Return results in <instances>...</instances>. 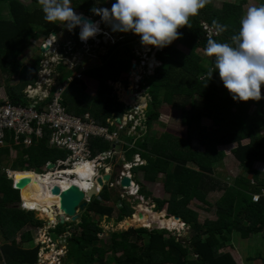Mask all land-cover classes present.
I'll list each match as a JSON object with an SVG mask.
<instances>
[{"label":"trees","instance_id":"trees-1","mask_svg":"<svg viewBox=\"0 0 264 264\" xmlns=\"http://www.w3.org/2000/svg\"><path fill=\"white\" fill-rule=\"evenodd\" d=\"M71 2L74 10L86 14L93 5V0ZM244 3L245 0H224L219 6L206 3L197 15L190 17L188 27L178 28L180 35L176 40L156 51L159 64L152 74L143 76L141 83L148 100L141 118L143 128L138 127L136 135L128 134L125 127L117 130V144L97 136L89 140L91 157L98 152L120 148L117 158L116 153H111L102 161L110 164L113 172L121 167L123 161H131L137 154L143 163L131 168L133 180V174L139 170L147 182H158V176H163L169 197L167 201L152 198V209L161 212L166 206L167 214L177 216L188 227L189 236L181 238L169 234L165 229L129 227L111 232L108 241L101 243L98 234L102 232L99 221L103 216L110 221L117 210L113 220L118 223L134 215L129 202L114 189L110 191L102 187L80 212L78 223L58 222L54 228L47 230L53 239L67 234L66 259L70 257L76 264H105L106 259L107 264H240L232 252L221 250L232 243L233 232L238 233L241 239L264 232V196L260 195L255 202L252 200V194L264 190V173L254 167L258 161L264 163V134L255 131L264 124L261 110L263 101H233L215 72L211 79H207L206 72L213 58L203 51L208 38L222 42L229 40L238 29V21L244 14ZM4 10L7 16L2 14ZM213 20L226 25V29L208 37L201 23L212 27ZM60 29L61 25L58 26L57 22L44 20L39 0H30L29 4L21 0H0V77L9 74L17 79L15 84L7 86L6 102L27 104L22 89L27 84H34L42 54L39 46H36L38 53L28 64H23L21 56L25 50L34 49L31 42L35 39L43 41L41 33L46 36L52 31L58 33ZM77 33V28L71 30L75 40ZM126 40L111 45L101 58V65L89 67L83 72L87 78L97 81L93 98L98 108H93V102H89L84 82L72 76L61 93L62 105L68 113L78 117L89 113L97 123L105 125L108 116L112 113L118 115L124 109V104L117 100L107 81L118 80L133 61L132 47ZM177 44L183 46L186 52L179 49ZM80 52L85 54L84 50ZM60 68H71L52 63L54 75L62 83L70 75L64 72L60 76ZM54 89L51 88L50 92ZM122 91L124 94L126 89L122 88ZM163 103L182 106L180 121L186 128L184 138L173 142V137L168 133L155 137L141 132L148 130L158 119ZM251 105L254 111L249 112ZM203 118L210 119L212 125H203ZM243 140H247L246 143H242ZM6 142L8 145L0 149V155L7 156L9 146L17 155L8 166L11 170L37 169L36 173H40L46 162L65 159L69 155L66 150L49 147L46 135L41 139L33 138L32 144L27 147L15 144L9 137H6ZM194 142L202 147L201 151L194 149ZM229 144H235L231 153L243 172L235 176L232 183L218 177L214 170L224 157V152L219 151L217 146ZM21 175L29 179L31 174ZM138 191L144 200L149 199L150 193L142 186ZM215 191L222 193L210 205L205 202V197ZM111 192L114 196L112 199ZM30 196L29 186L23 187V205ZM192 199L213 207L215 219L200 221L197 210L191 206ZM109 200L115 205H106L105 202ZM19 201V192L13 188L12 180L0 173V264H39L41 244L31 247L25 244L33 243L34 233L45 221L36 218L32 210L17 208ZM47 213L43 210L44 215ZM256 264H264V257Z\"/></svg>","mask_w":264,"mask_h":264},{"label":"clouds","instance_id":"clouds-1","mask_svg":"<svg viewBox=\"0 0 264 264\" xmlns=\"http://www.w3.org/2000/svg\"><path fill=\"white\" fill-rule=\"evenodd\" d=\"M206 3H208V0H93V5L89 9V14H93L94 16H91L80 10L74 11L71 6V0H39L44 20L47 22H62L64 27L68 30L67 32L60 30V33L52 31L47 34L48 36L46 38L44 37L43 41L39 40V50L40 47H45L47 45L48 49L52 51V45L56 42L57 45L55 47H58L57 52L59 54L62 52L60 54L61 56L64 54L63 52L66 49V44H72L75 50L76 48L80 49L85 42L92 45L97 39L99 41L96 42V44L100 47H104L107 45V42H105L106 44L104 43L107 37L113 36V34L116 33L120 34L121 37L124 36L128 40L131 38L127 43L130 44L132 48L135 43L137 47L143 45L153 46L158 49L164 48L179 37L180 33L177 31L178 28L182 26L188 27L190 17L197 15L198 11L202 9ZM79 12L84 14L83 16L85 17L88 16L92 21L84 19ZM211 24L212 27L210 31L216 34L222 33L226 29V25L216 20H213ZM73 28H77L78 31L77 40L71 35V30ZM128 32L136 36L131 37ZM126 34H128L129 37L125 36ZM51 36L52 39H50ZM134 38L135 40H132ZM136 38L138 40H136ZM42 44H45V46H42ZM44 51H41V54H43ZM51 51L49 52L50 54L48 53L49 57L52 55ZM203 51L206 56L213 58L212 65L206 72L208 80L211 79L213 72H215L222 86L227 90L233 101L260 100V89L261 86L264 85V2L247 8L246 12L238 21V29L230 36L228 41L222 42L213 38H208ZM134 59L136 58L133 54V60ZM54 62L55 61H52V63ZM130 68L135 69L136 65L134 66L131 62L128 70L121 74H128ZM132 76L133 73L128 76V79L121 81L125 82V85H120V89H127V87L130 86L129 90L132 91V99H130L129 102H125L121 99L118 100L121 101V103L124 102V110H127L131 102H134L136 98V95H134V87L131 86L134 81ZM141 80L143 81V78ZM107 82L109 85L110 81ZM141 83H139L138 86L140 89H144L141 87ZM118 88L119 87H116L115 90H118ZM114 93L117 97V92L114 91ZM145 93L144 90L143 92L137 91V95H144ZM50 164L54 166V162ZM68 168L72 169L70 165L63 169L68 170ZM22 171L26 170L17 169L14 170V173ZM31 171L36 173L33 169H31ZM99 176L102 175L99 174ZM109 180L110 178L107 181ZM130 182L137 185L133 179H130ZM129 187L130 186L124 189L120 188L123 190H130L128 191L129 195H134L138 192L139 187L136 191L134 190L135 186ZM90 188L89 186V189ZM131 189L135 192L131 193ZM82 190L85 192L88 189ZM101 190H98V193ZM125 192L127 193V191ZM84 197L87 196L84 194ZM84 197L83 200L86 201ZM20 201H22L21 198ZM28 210L36 211L34 209ZM55 219L58 223V218ZM46 220L49 221L48 218H46ZM68 221H70L69 218L68 220H64V222ZM63 244L65 248L64 252L59 255L58 258L60 264H66L67 260L65 258L66 243L64 242ZM56 250L57 248H53L54 252Z\"/></svg>","mask_w":264,"mask_h":264},{"label":"built area","instance_id":"built-area-1","mask_svg":"<svg viewBox=\"0 0 264 264\" xmlns=\"http://www.w3.org/2000/svg\"><path fill=\"white\" fill-rule=\"evenodd\" d=\"M79 13L82 14L81 12ZM201 24L202 29L206 32V36L209 37L210 35L214 34L213 31H210L211 27L204 23ZM128 33L131 35V37L136 36L131 32ZM132 40H135V38ZM136 40L138 39L136 38ZM98 41V39L95 40L92 45H90L88 42H85L80 47V49L76 48L75 50L72 44H66V49L63 52L64 54L61 56L57 52L58 47L52 48V55L49 57L48 54H46L47 56L45 57V60H43V62L41 60L40 67L38 68L37 72V78L34 84H27L22 90V95L27 101V104L23 105L6 102L7 97L0 93V149L8 145L6 142V137L11 138L17 145L22 144L27 147L32 144L33 138L41 139L46 135L47 145L49 147L66 150L69 155L65 159H57L54 162V166L52 168H47V165L51 162H46L42 166V172L39 173L40 175L60 172L61 176L73 178L75 177V174L66 173L68 170L63 168L70 165L73 169L77 165L86 163L89 165L90 170L94 171L95 177L99 176V174L102 175L103 173L110 174V180L106 181V184L108 183V187H120L119 181L121 177L123 175H127L130 177V179H132L131 168L142 164V159L136 154L133 156L131 161H123L121 167L119 168L120 170L118 174H115L110 164L102 163V161L111 155V153H116L115 149L113 148L114 150L111 151L98 152L93 157H91L89 140L92 137L97 136L103 137L104 139L117 144V130L127 127L128 124L129 127L127 133L135 134L137 126L140 128L142 127V105L140 106L138 103H131L129 105V110H126L125 112L123 111L124 113L120 116L118 122L114 117H110L105 119L104 125L97 123L89 116V113H85L83 117H78L68 113L61 102V93L68 82L71 81L72 76L78 79H83V72L89 68L88 63L99 59V51L94 50V48L97 49L96 42ZM110 41L113 42L111 36L107 37L104 43H111ZM135 44L132 48V53L134 54L135 58L137 57L136 68H138V75L134 77V81L131 86L134 87V95H137V91L142 92V89H140L138 85L143 76L145 74H151L154 68L159 64V62L156 60L155 53L156 51L160 50V48L158 49L151 46L149 49H143L142 46L137 47ZM42 46H45V44H42ZM81 50H84L85 54L84 52L81 53ZM65 54H68V56H65ZM53 60L56 63H61L63 66L68 68L74 69L76 66L78 69H76L73 75L68 77L67 80L59 83L56 78H53ZM44 62L47 63L45 64ZM135 69L130 68V72H128V74L121 76V81L128 79V76H130ZM41 72L44 73L43 76L45 78L38 79L41 75ZM53 87L55 89L51 93L50 90ZM261 100L263 101L261 110L264 113V98ZM122 143L123 142L120 144ZM7 156H10L11 160L8 164L2 163L0 160V173L6 174L9 179L11 178L12 186L16 189L14 184L16 180L14 177H12V175L14 176L15 174L14 170H11L8 167L15 160L16 152L10 146ZM55 184L57 183L51 184L49 190ZM133 186L136 187V191L138 186L134 185L133 182H130L129 188ZM121 188L124 189L126 187ZM60 189L62 188L60 187ZM260 195L264 196L263 189L260 193L252 194V200L254 202L257 201ZM84 199L86 202L89 201V198L87 197H84ZM21 208L28 210L22 202ZM52 210L54 211L55 218L61 215L60 212H58L56 205L52 206ZM55 218L49 221L44 219L45 224L36 230V236L39 237L38 243L41 244L38 254L39 264H60V260L58 259L59 255L56 252H64L65 248L63 244L58 241V239L61 238L63 234L58 235L59 237L53 239L47 231L50 228H54L57 224V220ZM64 220H68V218L64 217ZM45 244H50L52 248H57V250L54 252L56 254L54 259L43 258L42 254L45 251V247H48L45 246Z\"/></svg>","mask_w":264,"mask_h":264},{"label":"rangeland","instance_id":"rangeland-1","mask_svg":"<svg viewBox=\"0 0 264 264\" xmlns=\"http://www.w3.org/2000/svg\"><path fill=\"white\" fill-rule=\"evenodd\" d=\"M23 3L25 4H29L30 0H21ZM221 1L224 0H208V4L213 3L215 6H219V4L221 3ZM232 1V0H229ZM261 3L260 0H245V3L243 5V10L244 13L246 12L247 8L250 6H254V5H259ZM71 6H72V2H71ZM75 11V10H74ZM4 16H7V11L4 10L2 13ZM91 16H94L93 14H89ZM57 25L60 26L61 25V31L63 30L64 32H67L68 30L64 27V24L62 22L56 21ZM60 33V32H59ZM44 33H41L40 36L43 37H47L48 35L44 36ZM62 35V34H60ZM59 36V35H58ZM129 37V36H128ZM131 38H129L130 40ZM128 40V41H129ZM53 41V40H52ZM122 41V40H120ZM127 41V40H126ZM125 41V42H126ZM127 41V42H128ZM32 45L34 46V49L32 48V50H25L22 54V56H24L22 59L23 64H28L29 60L32 59L33 56L37 55L38 53V49L36 46H39V40H34V42H31ZM134 44V43H133ZM56 42L53 43L52 48H54L56 46ZM98 46V45H97ZM36 47V49H35ZM79 47V46H78ZM105 47V46H104ZM104 47H100L98 46V49L94 48L95 51H99V59L95 60V61H91L88 63L89 67H93V66H97L100 65V56L104 55L107 52V48ZM177 47L179 49H181L182 51L186 52V49L181 46L180 44H177ZM51 50L48 49L46 51H44L43 53V57H42V62L43 60H45V57L47 56L46 54H48ZM42 53V52H41ZM50 54V53H49ZM54 61V60H53ZM45 64L47 62H44ZM56 63V62H54ZM62 69V70H61ZM78 69L76 66L74 67V69H65V68H60L58 69L59 75L62 76V73L65 72V74H69L71 77L73 75V73L75 72V70ZM55 74V72H54ZM53 74V75H54ZM44 73L41 72V75L39 76L38 79L41 78H45ZM86 76V75H85ZM121 76H123L121 74ZM133 76H137L135 74H133ZM88 76L84 77L83 79H80L81 81H83L85 84V93L87 94L88 98H89V102H93L92 107L97 109V101L93 98V96L91 95L92 91H95L96 89V80L95 79H89L87 78ZM53 78L57 77L54 75ZM87 79V80H86ZM65 80V79H63ZM95 80V81H94ZM17 82L16 76L14 75H2L0 77V92L4 94V96H6V89L8 85H13ZM144 89H142L143 92ZM145 91V90H144ZM261 99L264 98V85L261 86ZM119 92L121 94H123L122 88L119 90ZM260 99V100H261ZM182 106L180 105H173V106H169L166 103H163L160 108H159V117L156 121H154L148 128V130H141V132L144 134L146 133L147 135H153L155 137H158L160 134L162 133H168L170 134L175 142L176 140L182 139L185 137L186 134V128L184 125L181 124L180 121V113H181V108ZM127 110H129V108H127ZM254 111V106L251 105L249 108V112ZM264 119V116H263ZM202 124L206 125L208 127H210L212 125L211 120L210 119H202ZM143 128V126L141 127ZM258 134H264V124L257 128L255 130ZM247 140H243L242 143H246ZM171 143H168L167 145H170ZM235 144H230L227 145L226 147H222V146H217V149L222 150L226 156V159L224 162H218L217 165L215 166L214 170H215V174L218 175V177H220L221 179L226 180L229 183H232L233 179L235 176L240 175L242 172V168L240 167V165H238L235 160L233 159V157L230 154V150L234 147ZM192 146L194 147V149L201 151L202 147H200L196 142L192 143ZM119 150V151H117ZM116 150V158L118 157V155L120 154V148L118 147ZM17 156V155H16ZM1 158V162L2 163H6L8 164L9 161L11 160L10 156H5V155H0ZM119 161V160H116ZM115 161V162H116ZM119 166V165H118ZM254 167L256 169H260L261 171L264 173V163H262L261 161H258L254 164ZM119 168H116L114 170L115 174H118L119 172ZM35 172H38L37 169H34ZM262 173V174H263ZM134 182L137 184L138 187L142 186L146 191H148L150 193L149 199L144 200L143 197L139 194V191L136 192L134 195H129L128 191L130 190H123L121 189L119 186H114V187H108L107 184H105V186H103L104 189L110 190L112 191L114 189V191L122 198L125 199L127 202H129L130 206L132 207V209L134 210V214L138 212V205L143 206L145 209L154 212L153 205L151 204V200L152 198H158V199H163L164 201L168 200L169 194L167 193V190L165 189V185H164V181H163V176H158V182H155L156 184L153 183H149L147 181L144 180L143 178V173L139 170L138 172H136V174L134 175ZM136 189V187H134V190ZM127 191V193L125 192ZM135 192V191H134ZM221 192L219 195L217 196H212L211 201L209 202L207 198H205V202H208L210 205L214 204V202L220 197ZM111 199L114 197L112 192L110 193ZM215 199V200H214ZM106 205H115V203H113V201L109 200L108 202H105ZM117 204V203H116ZM191 206L194 207L197 210L198 213V218L200 221H204L205 219H214L215 215H214V208L207 205L204 202H199L196 201L195 199L191 200ZM34 207V206H33ZM165 207L163 208V210L161 212L166 213ZM28 208V207H27ZM43 210L44 208L41 207ZM45 211L47 210V207L45 208ZM49 213V211H48ZM118 211L115 210L114 213L112 214V218L110 221H107L105 216H103L101 218V220L99 221V225L102 228V232L98 234V239L101 240V243L103 241H108L109 237H110V233L111 232H115V231H120L123 230L127 227H146L148 224L144 223L142 221L141 218H134L132 217L131 220L127 219L128 217H126L124 220L115 223L114 222V218L116 217ZM155 213H159L156 212ZM91 215H94L93 213H90ZM47 215V214H46ZM35 216L42 220L46 219L43 213H40V216L38 214H35ZM47 217V216H46ZM135 221H140L135 222ZM160 227V226H159ZM148 228V227H146ZM159 229V228H158ZM160 229H165L168 232H170L169 234L172 235H176V236H180L181 238H185L189 236V229L188 227L184 226V224L182 223V225L176 226L175 228L172 229H167V228H163L160 227ZM67 235V234H66ZM165 236H167V233L165 234ZM34 240L33 243H29L28 245L25 244L26 247H31L36 245L39 242V237L36 236V233H34ZM59 237V236H58ZM64 237L65 234H63V236L61 238L58 239V241L60 243H64ZM42 238V237H41ZM232 243L230 245H226L224 246L221 250L222 251H229L232 252L233 255L235 256L236 259L239 260L240 264H254L255 261L256 262H261L262 257H264V232L262 233H258L255 234L251 237H249L248 239H241L238 235V233L233 232L232 234V239H231ZM229 244V243H227ZM64 245V244H63ZM45 251L43 253V257H49V258H53L55 257V255L52 254V246L50 244H45ZM51 256V257H50ZM259 257V258H258ZM255 258V259H254ZM250 259V260H249ZM105 264L108 263V260H104Z\"/></svg>","mask_w":264,"mask_h":264},{"label":"bare ground","instance_id":"bare-ground-1","mask_svg":"<svg viewBox=\"0 0 264 264\" xmlns=\"http://www.w3.org/2000/svg\"><path fill=\"white\" fill-rule=\"evenodd\" d=\"M88 16H86L87 18ZM89 20V17L87 18ZM98 22V21H96ZM52 39V36L50 37ZM49 45V44H48ZM151 46H143V49H149ZM48 47L45 49L47 50ZM137 59V57H136ZM136 59L132 61V64L136 65ZM136 70V69H135ZM133 71V74L138 75L137 71ZM134 78V76H132ZM130 86L127 87L123 98L121 100H124L125 102H129L130 99H132V91L129 90ZM29 173L30 178L26 186H29V193L31 194L29 200L27 203L24 204V206L27 209H34L39 214L43 213V209L41 207L45 208L47 207L46 211L47 215L45 214V217L49 220H53L54 218V211L52 210V206L56 205L58 206L59 203V196L54 195L50 192L49 187L51 184L57 183L62 189L67 188L71 184H76L81 189H89V186L94 188L98 191L101 190L102 185L104 186L106 184V181L108 179H105L103 176L95 177V173L92 172L89 168V165L86 163L77 165L72 170L71 168H68V171L66 173H74L75 177L69 178L67 176H61L60 172H54V173H48V174H36L33 171H22V172H16L14 174L15 180H18L22 177L21 174ZM134 190L131 189V193H133ZM21 200H22V189H21ZM22 202V201H21ZM34 206V207H33ZM166 214L164 212H151L147 209H145L143 206L138 205V213L134 214V218H141L144 223H147L149 226L150 223H157L158 226L172 229L176 226L182 225V222L180 220H176L173 217H165ZM127 219H130L128 217ZM53 255H56L54 251H51ZM58 255H61L62 252H56ZM43 256V254H42ZM44 259H51L49 257H43Z\"/></svg>","mask_w":264,"mask_h":264},{"label":"water","instance_id":"water-1","mask_svg":"<svg viewBox=\"0 0 264 264\" xmlns=\"http://www.w3.org/2000/svg\"><path fill=\"white\" fill-rule=\"evenodd\" d=\"M83 17H84V19L87 20V18L85 16H83ZM89 20H91V19H89ZM47 47H48L47 45L45 47H40V50L44 51ZM132 68H133V66H132ZM141 82H142V80L140 81V83ZM147 97H148L147 93H145L144 95H139L140 103H142L144 108H146V106H147V102H146ZM51 167H53V164L47 165V168H51ZM102 176L105 179L110 178V175L107 173L102 174ZM28 181H29L28 178L21 177L14 182L16 189L19 191V194H21V189L27 185ZM119 184H120V187L130 186V177H128L127 175H123L119 181ZM50 191L52 194L59 196V203L57 206V210L62 215H59L57 218H58V221L60 223H64V217L63 216L68 217L70 221H75L76 223H78L79 218H80V212L84 211L86 204H87V202L83 200L84 194L88 198H91L92 196H96L98 194V191L94 188V186H92L90 189H88L84 192L76 184H71L67 188L62 189V190H60V187L58 185H54L50 189ZM20 202L21 201H19L16 204L17 208H20ZM34 213L38 214L37 211H35ZM165 214H166L165 217H173L176 220H180L177 216H171L167 213H165ZM36 218H38V216ZM147 227L149 229L159 228L158 224L154 223V222L150 223V225ZM66 264H75V261L72 258L68 257L66 260Z\"/></svg>","mask_w":264,"mask_h":264},{"label":"crops","instance_id":"crops-1","mask_svg":"<svg viewBox=\"0 0 264 264\" xmlns=\"http://www.w3.org/2000/svg\"><path fill=\"white\" fill-rule=\"evenodd\" d=\"M227 1H229V0H227ZM232 1H235V0H232ZM111 38L113 39V42H111V43H108L107 44V46L105 45V47L104 48H107V52L109 51V47L111 46V45H113L114 43H117V41H120V40H122L121 42H123L124 40H125V37L123 36V37H121V35L120 34H113V36H111ZM106 52V53H107ZM98 55H99V53H98ZM101 58H104V55H102V56H100V62L102 61L101 60ZM100 65H101V63H100ZM97 66H99V65H97ZM94 67V66H93ZM86 77V76H85ZM89 79H92V78H89ZM87 80V79H86ZM95 81V80H94ZM97 82V81H96ZM85 84V83H84ZM126 83L125 82H121V75L118 77V80H116V81H110L109 82V85L112 87V92H114V91H116L117 92V94H118V98H117V100H120L121 98H123V95L124 94H121L118 90H120V85H125ZM96 86V88H97V84L95 85ZM116 87H119L118 88V90H115V88ZM95 91H96V89H95ZM95 91H92V93H91V95L92 96H94V94H95ZM137 99V100H136ZM148 100V99H147ZM135 101H137V102H135ZM119 102H121V101H119ZM124 103V102H123ZM131 103H138V105H142V103H140V100H139V95H136V98H135V100H134V102H131ZM143 110H144V107H143V105H142V112H143ZM126 111V110H121L120 112H119V114L118 115H115V113H112L110 116H108L107 118H110V117H114L115 119H116V121L118 122V117L120 118V116L124 113V112ZM143 114V113H142ZM180 118V117H179ZM204 119V118H203ZM206 119H208V118H206ZM182 124V123H181ZM183 125V124H182ZM128 127H129V124H128V126L126 127L127 129H128ZM138 127L139 126H137V128H136V130L138 129ZM140 128V127H139ZM135 135H136V133H135ZM230 145V144H229ZM227 145H225V146H222V147H226ZM235 146V145H234ZM220 147V146H219ZM234 148V147H233ZM219 150V149H218ZM219 151H222V150H219ZM230 154H231V156H232V153H231V150H230ZM233 157V156H232ZM225 159H226V156H225V154H224V157H223V159H222V161L221 162H224L225 161ZM233 159H234V157H233ZM235 160V159H234ZM235 162L238 164V162L235 160ZM239 165V164H238ZM260 171H261V168L259 169ZM262 172V171H261ZM149 183H153V184H156L155 182H149ZM222 193V192H221ZM220 194V191H215V192H210L209 194H207L206 195V197L205 198H207L208 199V201L209 202H212L211 201V198H212V196H217V195H219ZM196 200V199H195ZM215 200V199H214ZM197 201V200H196ZM215 215V214H214ZM215 219V218H214ZM256 263H259V262H256L255 261V263L254 264H256Z\"/></svg>","mask_w":264,"mask_h":264},{"label":"flooded vegetation","instance_id":"flooded-vegetation-1","mask_svg":"<svg viewBox=\"0 0 264 264\" xmlns=\"http://www.w3.org/2000/svg\"><path fill=\"white\" fill-rule=\"evenodd\" d=\"M105 186V185H104ZM102 187H103V185H102ZM138 213V212H137ZM134 216V215H133Z\"/></svg>","mask_w":264,"mask_h":264}]
</instances>
